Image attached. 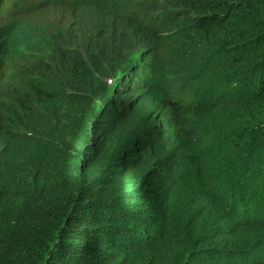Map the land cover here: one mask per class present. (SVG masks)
Segmentation results:
<instances>
[{
	"label": "trees",
	"instance_id": "1",
	"mask_svg": "<svg viewBox=\"0 0 264 264\" xmlns=\"http://www.w3.org/2000/svg\"><path fill=\"white\" fill-rule=\"evenodd\" d=\"M108 1L93 71L5 79L0 264H264V0Z\"/></svg>",
	"mask_w": 264,
	"mask_h": 264
},
{
	"label": "clouds",
	"instance_id": "2",
	"mask_svg": "<svg viewBox=\"0 0 264 264\" xmlns=\"http://www.w3.org/2000/svg\"><path fill=\"white\" fill-rule=\"evenodd\" d=\"M107 5L108 0H0V19L5 20L0 26V101L11 103V99L6 95L8 86L5 84V79H9L11 74L10 70L16 73L14 88L21 90L36 83L38 87L46 85L52 93L59 92L60 87L67 85L65 65L69 56L78 53L77 69L84 64L93 71L86 44L98 38L101 33L99 24L103 21V14H108ZM50 10L77 16L79 31L75 34H80L81 40H76L74 36L73 40L67 39L64 29L71 21L55 17L62 20L58 24L52 17H46ZM92 10L96 12L94 18L91 17L93 13L87 15ZM41 11H45L42 14L45 19H36L41 16ZM30 15L32 19L27 20ZM105 24L109 22L105 21ZM33 28H37L36 36H33ZM47 35L49 39H45ZM58 43L59 47L54 50ZM140 50L142 51L143 47ZM74 58L76 57L68 61L72 67L75 64Z\"/></svg>",
	"mask_w": 264,
	"mask_h": 264
},
{
	"label": "rangeland",
	"instance_id": "3",
	"mask_svg": "<svg viewBox=\"0 0 264 264\" xmlns=\"http://www.w3.org/2000/svg\"><path fill=\"white\" fill-rule=\"evenodd\" d=\"M45 13V11H41V16L40 17H36V19L37 18H41V17H43L44 18V16H42V14H44ZM90 13H93L92 15H91V17L92 18H94V16L93 15H95L96 14V12H94L93 10L92 11H90L87 15H89ZM35 14V13H34ZM34 14H32V15H34ZM32 15H30V16H28L27 17V20H29V19H32ZM76 15H77V13H76ZM74 16V14H61V13H56V12H53L52 10H50L47 14H46V17H52V20H56V22L59 24L62 20L61 19H58V18H55V17H61V18H64L63 20H70L71 22H70V24H68L67 25V27L64 29V31H65V36H66V38L68 39V38H70V39H74V37L76 38V40L77 39H80L81 40V35L80 34H75V32H78L79 31V27H78V23H79V20H77V16L76 17H73ZM96 17V16H95ZM45 19V18H44ZM4 21L5 20H3V19H0V26L4 23ZM36 29L37 28H33L32 29V33L34 34L33 36H36V34L35 33H37L36 32ZM72 30V32H70ZM70 32V33H66V32ZM83 34H86V32H83ZM48 35H50V31L48 30ZM47 35V37L45 38V39H49V36ZM74 36V37H73ZM42 47H44L43 45H42ZM59 47V43H58V46L57 47H55L54 48V50H57V48ZM141 49V46L140 45H138L137 43L136 44H134V46L130 49V50H128V51H125L124 53H122V57H123V63H126L127 62V59L129 60V59H131V58H133V57H136V56H138L139 55V53H140V50ZM72 57H68V60H67V65L66 66H68V61H70V59H71ZM83 60V59H82ZM77 63H75L74 64V69L75 70H77ZM91 65V64H90ZM92 67V66H91ZM93 68V67H92ZM117 71H119V70H117ZM97 72H95V74H96ZM113 79H114V72L113 71H111V73L109 74V75H105V76H103V78H102V80L105 82V83H111L112 81H113Z\"/></svg>",
	"mask_w": 264,
	"mask_h": 264
}]
</instances>
